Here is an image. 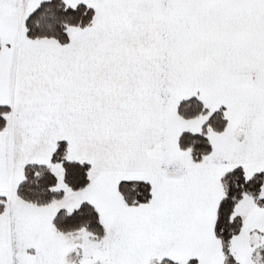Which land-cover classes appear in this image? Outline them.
<instances>
[{"label": "snow or ice", "instance_id": "snow-or-ice-1", "mask_svg": "<svg viewBox=\"0 0 264 264\" xmlns=\"http://www.w3.org/2000/svg\"><path fill=\"white\" fill-rule=\"evenodd\" d=\"M0 264H264V0H0Z\"/></svg>", "mask_w": 264, "mask_h": 264}]
</instances>
